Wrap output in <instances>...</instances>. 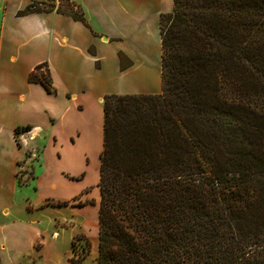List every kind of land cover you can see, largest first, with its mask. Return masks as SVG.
I'll return each mask as SVG.
<instances>
[{"label":"trees","instance_id":"16d2710c","mask_svg":"<svg viewBox=\"0 0 264 264\" xmlns=\"http://www.w3.org/2000/svg\"><path fill=\"white\" fill-rule=\"evenodd\" d=\"M160 35L162 92L104 98L98 263L264 264V0H174Z\"/></svg>","mask_w":264,"mask_h":264},{"label":"crops","instance_id":"0c3cea01","mask_svg":"<svg viewBox=\"0 0 264 264\" xmlns=\"http://www.w3.org/2000/svg\"><path fill=\"white\" fill-rule=\"evenodd\" d=\"M34 1L0 0V261L68 264L76 237L99 236L104 98L162 92L160 19L174 0H68L88 25L61 0L18 15ZM40 65L53 93L29 81Z\"/></svg>","mask_w":264,"mask_h":264},{"label":"rangeland","instance_id":"374dc122","mask_svg":"<svg viewBox=\"0 0 264 264\" xmlns=\"http://www.w3.org/2000/svg\"><path fill=\"white\" fill-rule=\"evenodd\" d=\"M36 1H42V0H36ZM64 3L62 2V5ZM26 173L24 170H20L18 175V180L20 184H26L25 180ZM96 180V164L95 161L91 165V172H90V178L88 182H94ZM20 197V196H19ZM22 198V196H21ZM95 231L92 233L89 232V234L86 232L84 234H81L80 236L76 237L74 241H76V247L78 251V256L83 257L82 264H99L98 263V254H99V238H97ZM89 243V249L87 244ZM73 248V246H72ZM74 257L73 255L68 259V264L70 259ZM2 262V261H1Z\"/></svg>","mask_w":264,"mask_h":264}]
</instances>
